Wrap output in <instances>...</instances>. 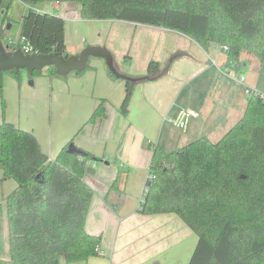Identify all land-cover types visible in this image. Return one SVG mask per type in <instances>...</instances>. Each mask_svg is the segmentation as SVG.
Here are the masks:
<instances>
[{
  "label": "crops",
  "instance_id": "0c3cea01",
  "mask_svg": "<svg viewBox=\"0 0 264 264\" xmlns=\"http://www.w3.org/2000/svg\"><path fill=\"white\" fill-rule=\"evenodd\" d=\"M30 7L64 19L69 54L97 45L107 48L116 68L128 76L145 78L152 59L161 69L156 79L136 82L126 115L118 109L124 80L115 77L100 57H89L85 69L66 75L52 74L49 68L33 77L25 69L0 74V122L33 133L49 159L65 144L98 158L87 161L84 173L93 190L85 229L99 237L102 255L74 261L61 256L59 264H187L190 252L186 260L181 256L178 261L184 222L174 213L138 211L153 147L171 151L184 144L187 137L181 138L180 129L169 121L182 108L199 113L181 130L190 134L188 138L224 134L243 114L246 88L264 92V60L243 50L239 64L232 66L216 43L203 47L188 35L163 27L83 19L80 3L71 0L32 6L4 0L3 43L19 38L22 16ZM239 76H244V83L236 80ZM100 104L103 115L90 120ZM215 126L222 127L216 131ZM16 187L0 169V264H10L5 200Z\"/></svg>",
  "mask_w": 264,
  "mask_h": 264
},
{
  "label": "trees",
  "instance_id": "16d2710c",
  "mask_svg": "<svg viewBox=\"0 0 264 264\" xmlns=\"http://www.w3.org/2000/svg\"><path fill=\"white\" fill-rule=\"evenodd\" d=\"M20 1L32 6L45 0ZM71 1L80 3L83 19L163 27L182 32L203 47L225 45L232 66L239 64L243 50L264 60V0ZM20 36L32 52L69 55L64 19L57 14L30 7L22 16ZM160 73L159 62L150 60L146 79L154 80ZM124 86L118 108L122 115L128 113L136 82L124 80ZM102 115L100 104L90 120ZM90 159L98 158L87 151H71L68 144L49 159L33 133L0 122V169L17 183L5 200L10 264H59L61 256L74 261L96 254L100 239L85 229L93 197L84 181ZM148 174L154 177L146 179L138 211L174 213L195 233L187 264H264V98L260 92L248 95L241 117L217 141L200 137L171 151L153 147Z\"/></svg>",
  "mask_w": 264,
  "mask_h": 264
},
{
  "label": "water",
  "instance_id": "95a60500",
  "mask_svg": "<svg viewBox=\"0 0 264 264\" xmlns=\"http://www.w3.org/2000/svg\"><path fill=\"white\" fill-rule=\"evenodd\" d=\"M91 56L104 59L109 71L117 78L134 82L146 79V77H131L120 72L114 64L111 52L103 46L87 45L77 53L69 54L68 56H64L57 51L43 54L37 52L24 53L21 48L10 49L8 45H5L0 30V74L3 71L25 69L31 75L35 70L53 67L57 74L66 75L71 71L85 69ZM69 149L78 152L72 148Z\"/></svg>",
  "mask_w": 264,
  "mask_h": 264
},
{
  "label": "built area",
  "instance_id": "2783aa9c",
  "mask_svg": "<svg viewBox=\"0 0 264 264\" xmlns=\"http://www.w3.org/2000/svg\"><path fill=\"white\" fill-rule=\"evenodd\" d=\"M8 46H10L9 47L10 49L21 48V50L24 53H30V52H32L31 51V48L27 44L26 39H25L24 36H19V38L17 40L12 41L10 44H8ZM220 47L223 50H226L227 49V47L225 45L224 46H221L220 45ZM236 80L238 82H240V83H244V76H239ZM252 92L254 93V92H257V91L251 90L248 87L246 88V93L248 95L251 94ZM261 96L264 98V94H261ZM198 115H199V113L196 110L192 109V108H182V109H180L177 112V115L175 117H173V118H170L169 121L172 124H174L175 126H177L179 129L185 131L186 128H187V125H188L189 120L191 118L197 117ZM153 177H154L153 175L148 174L147 179L148 180H151ZM146 189H147V185L145 184L144 185V188H143V191L146 190ZM95 251H96V254L102 255L101 251L98 248H96Z\"/></svg>",
  "mask_w": 264,
  "mask_h": 264
},
{
  "label": "rangeland",
  "instance_id": "374dc122",
  "mask_svg": "<svg viewBox=\"0 0 264 264\" xmlns=\"http://www.w3.org/2000/svg\"><path fill=\"white\" fill-rule=\"evenodd\" d=\"M16 15H18V13ZM6 42H7V40L5 39V41H4L5 45H7ZM217 45L220 46L219 44H217ZM45 68H48V67H45ZM263 93H261V94H263ZM215 127H216V131H217V129H220L219 127H222V126H215ZM226 129H228V128H226ZM226 129H225V131H226ZM219 132H216L212 136H208V137H210V140H212V141H217L223 135V134L218 135ZM179 134L181 135V138L182 137H187V139L184 140V142H183L184 144H186V143H188V142L193 140V138H188V137H190L189 133H183V131H181V129L179 131ZM200 137H202V136H198V138H200ZM184 144H181V145L176 144L171 149L172 150L178 149L179 147L183 146ZM3 210H4V208H1V213L2 212L4 213ZM4 216H5V213H4ZM183 226H184V230H183L182 241L180 243H178V261H179V258L181 256L183 257L184 260L187 259L186 255L188 254V252L192 253V250L194 249V246H195V243H196V240H197V237H196L195 233H193L185 224ZM185 230L190 231V233L187 234Z\"/></svg>",
  "mask_w": 264,
  "mask_h": 264
}]
</instances>
